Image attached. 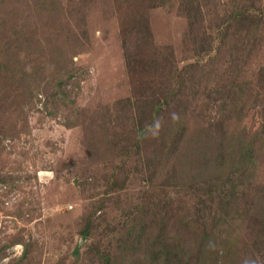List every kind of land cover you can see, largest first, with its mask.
Masks as SVG:
<instances>
[{
	"label": "rangeland",
	"instance_id": "obj_1",
	"mask_svg": "<svg viewBox=\"0 0 264 264\" xmlns=\"http://www.w3.org/2000/svg\"><path fill=\"white\" fill-rule=\"evenodd\" d=\"M0 264H264V0H0Z\"/></svg>",
	"mask_w": 264,
	"mask_h": 264
}]
</instances>
